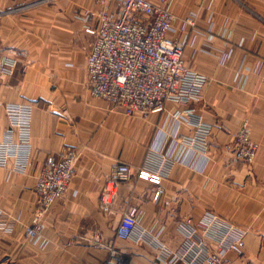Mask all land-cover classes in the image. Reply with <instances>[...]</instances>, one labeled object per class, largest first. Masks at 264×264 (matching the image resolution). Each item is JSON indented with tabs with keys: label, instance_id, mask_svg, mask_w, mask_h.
Returning a JSON list of instances; mask_svg holds the SVG:
<instances>
[{
	"label": "crops",
	"instance_id": "0c3cea01",
	"mask_svg": "<svg viewBox=\"0 0 264 264\" xmlns=\"http://www.w3.org/2000/svg\"><path fill=\"white\" fill-rule=\"evenodd\" d=\"M28 1L36 4L17 10L19 1L0 0V53L16 60L12 74L0 79V140L8 126L6 103L31 106L28 158L24 165L11 159L0 166V264H97L108 244L127 264H163L146 241L116 236L121 213L131 208L143 227H161V241L172 248L183 239V217L197 222L216 212L245 230L243 254L227 252L225 259L264 264V0H171L177 18L171 33L183 43L186 64L205 76L191 103L211 125L204 150L180 142L192 129L171 116L172 102L164 111L127 116L90 94L86 56L97 0ZM243 124L257 145L250 164L224 149ZM66 147L78 153L72 180L39 214L40 235L24 239L22 227L38 210L35 177L47 154ZM149 147L172 157L157 198L155 184L136 173ZM121 160L131 174L117 183L108 212L98 195Z\"/></svg>",
	"mask_w": 264,
	"mask_h": 264
},
{
	"label": "built area",
	"instance_id": "2783aa9c",
	"mask_svg": "<svg viewBox=\"0 0 264 264\" xmlns=\"http://www.w3.org/2000/svg\"><path fill=\"white\" fill-rule=\"evenodd\" d=\"M17 10L35 5L28 0H17ZM27 1V2H26ZM101 5L95 12L97 25L86 56L87 87L92 96L105 99L123 109L125 115H146L167 110L168 102L177 108L171 116L183 119L191 126V134L180 142L191 149L204 150L208 145L211 125L196 114L191 103L197 98L205 76L190 68L183 58V43L172 35L176 16L171 11V0H97ZM114 2V8L110 5ZM192 24L193 19L186 17ZM15 58L0 53V79L10 76ZM8 126L0 140V166L12 159L24 165L30 151L31 106L28 103L8 102L5 105ZM232 140L224 149L234 158L250 164L257 145L249 137L243 124L231 133ZM168 151L149 147L137 176L155 184L154 197L164 191L161 184L172 160ZM78 157L70 147L59 153L46 155L33 185L37 214L22 227L24 239L38 237L43 224L39 214L46 213L66 192ZM130 166L117 161L105 175L99 191V206L112 212V201L120 180L129 178ZM182 241L175 247L165 245L160 235L139 223L138 212L124 210L115 227V234L123 240L146 241L155 249L156 259L163 264H230L225 255H242L245 230L216 212L206 211L197 222L185 216L179 222ZM107 255L97 264H127L120 250L106 245Z\"/></svg>",
	"mask_w": 264,
	"mask_h": 264
}]
</instances>
